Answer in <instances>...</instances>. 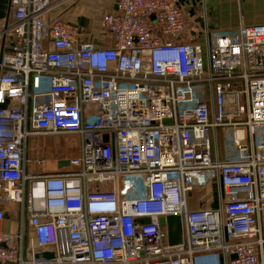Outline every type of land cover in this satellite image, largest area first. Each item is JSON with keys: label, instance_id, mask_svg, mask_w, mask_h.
I'll list each match as a JSON object with an SVG mask.
<instances>
[{"label": "built area", "instance_id": "1", "mask_svg": "<svg viewBox=\"0 0 264 264\" xmlns=\"http://www.w3.org/2000/svg\"><path fill=\"white\" fill-rule=\"evenodd\" d=\"M59 3L9 0L0 200L32 231L3 228L0 209V264H264V24L198 43L179 0H115L99 43L52 17ZM34 134H77L80 153L30 172ZM213 181L218 204L193 208Z\"/></svg>", "mask_w": 264, "mask_h": 264}, {"label": "crops", "instance_id": "2", "mask_svg": "<svg viewBox=\"0 0 264 264\" xmlns=\"http://www.w3.org/2000/svg\"><path fill=\"white\" fill-rule=\"evenodd\" d=\"M58 1L60 3L50 12L52 17L61 16L80 25L83 38L87 41L101 43L105 36L108 37V42L112 43L111 35L107 32L93 35L87 33L92 28H98L102 24L104 14L115 9V0ZM179 3L187 16V30L183 39L188 41L203 43L205 27H209L213 33H222L241 24H264V0H179ZM10 20L9 0H0V52L8 48L12 41L11 33L6 31ZM28 170L37 172L34 166H28ZM191 206L198 208L202 205L194 203L191 199ZM213 206H216V199ZM0 209L5 212V220L1 224L3 228L13 234L23 232L26 236L32 231L29 215L23 213L20 203L0 200Z\"/></svg>", "mask_w": 264, "mask_h": 264}, {"label": "rangeland", "instance_id": "3", "mask_svg": "<svg viewBox=\"0 0 264 264\" xmlns=\"http://www.w3.org/2000/svg\"><path fill=\"white\" fill-rule=\"evenodd\" d=\"M101 26L102 24L98 28L88 30L87 34L105 33ZM80 144L81 139L77 134L31 135L27 141V154L32 160L29 168L34 166L40 173L55 171L58 168L59 158H69L80 153ZM38 159H44L43 163L38 164ZM217 190L218 183L213 181L210 185L193 191L191 199L202 206L213 205L216 199L217 205L218 197L215 198Z\"/></svg>", "mask_w": 264, "mask_h": 264}, {"label": "water", "instance_id": "4", "mask_svg": "<svg viewBox=\"0 0 264 264\" xmlns=\"http://www.w3.org/2000/svg\"><path fill=\"white\" fill-rule=\"evenodd\" d=\"M68 163H69L68 160H62L59 162V167L68 165ZM146 221H149V219L147 218ZM159 221L162 226L167 225L169 243L170 244L180 243L182 239V221L180 216L171 215L168 216L167 218L161 217ZM44 256L52 257V253H45Z\"/></svg>", "mask_w": 264, "mask_h": 264}]
</instances>
